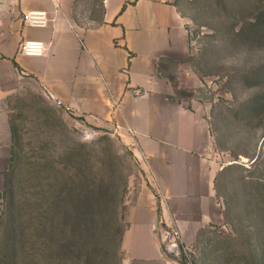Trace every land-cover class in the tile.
Listing matches in <instances>:
<instances>
[{"label": "rangeland", "instance_id": "374dc122", "mask_svg": "<svg viewBox=\"0 0 264 264\" xmlns=\"http://www.w3.org/2000/svg\"><path fill=\"white\" fill-rule=\"evenodd\" d=\"M174 2L191 45L186 54L162 59L170 94L205 106L219 159L240 163L218 183L224 223L204 226L186 242L193 264H264V29L251 25L264 0ZM101 9V0H77L72 15L89 25ZM35 104L22 115V145L0 193V213L7 192L13 213V229L5 216L0 224V264H121L117 243L125 223L107 219L105 192L115 182L124 187V204L146 178L143 168L111 131Z\"/></svg>", "mask_w": 264, "mask_h": 264}, {"label": "crops", "instance_id": "0c3cea01", "mask_svg": "<svg viewBox=\"0 0 264 264\" xmlns=\"http://www.w3.org/2000/svg\"><path fill=\"white\" fill-rule=\"evenodd\" d=\"M76 1L0 5V193L22 145L26 107L39 101L38 107L60 108L115 134L145 172L123 204L121 264H174L162 250L157 223L178 227L185 242L204 226L223 224L218 183L225 167L238 162L219 159L209 110L174 98L160 69L165 57L189 51L186 17L174 0H101L99 18L83 25L72 15ZM29 10H45L48 23H26ZM25 39L42 41L45 50L21 52Z\"/></svg>", "mask_w": 264, "mask_h": 264}, {"label": "built area", "instance_id": "2783aa9c", "mask_svg": "<svg viewBox=\"0 0 264 264\" xmlns=\"http://www.w3.org/2000/svg\"><path fill=\"white\" fill-rule=\"evenodd\" d=\"M3 0H0V5ZM58 6V3H56ZM1 19V16H0ZM49 17L45 10H29L24 13L23 20L29 25H46ZM20 51L26 54L39 55L45 50V45L40 40L25 39L20 43ZM56 104L62 101L50 93ZM86 136L93 133L92 130H84ZM156 232L161 242V247L165 255L174 264H193L192 250L186 242L182 240L180 230L174 225L167 224L160 220L156 227Z\"/></svg>", "mask_w": 264, "mask_h": 264}, {"label": "trees", "instance_id": "16d2710c", "mask_svg": "<svg viewBox=\"0 0 264 264\" xmlns=\"http://www.w3.org/2000/svg\"><path fill=\"white\" fill-rule=\"evenodd\" d=\"M262 14L257 16V18H256L257 20H253L251 22V25H253V27H255V29L257 27H260L262 30L264 29V12ZM242 32H243V28H240L235 32V34L240 36ZM82 145H83V143H80V146H82ZM20 148H21V146H20ZM16 149H17V147H16ZM18 149H19V146H18ZM17 153H18L17 150H14V153H13L12 158H11L9 169L13 168L15 161H17L16 160L17 159ZM114 158L116 161V159L118 158V155L114 154ZM255 158L252 159V162H254L256 160ZM234 164H240V163H238V162L230 163L225 167V169H228L229 167L233 166ZM10 178L11 177L9 176V173L7 172V178H6L7 186H9ZM70 180L72 181L73 178H70ZM115 183L113 185V190H112V188H111V190L110 189L106 190L105 194L107 196L106 202H108V203L110 202L109 203L110 205H108V206H110V212H111L109 215V218H107V219H109V221L113 220V225L118 226V225H120V222L123 221V217H122V211H123L122 201L123 200L122 199H123L124 187L117 188V183L116 184ZM114 186H115V188H114ZM3 198L6 199V202L4 203L3 209L1 210V213H0V224L4 223L3 220L6 218V220L9 221L6 224L9 225L10 229H13L11 226V222H12L11 217H12L13 213H11V204H10L11 199H10L9 193L8 192H7V194L4 193ZM4 216H5V218L3 219ZM103 225H105V223ZM123 229H124V227L121 229V233H120V236L118 238V243H117L118 248L120 247V240H121ZM96 253H97V248L94 247V248L89 249L87 251V258H89V259L94 258V255ZM105 253H106V251H105Z\"/></svg>", "mask_w": 264, "mask_h": 264}]
</instances>
